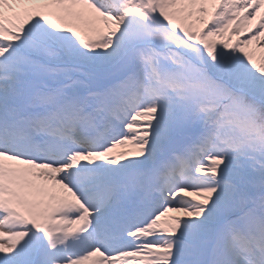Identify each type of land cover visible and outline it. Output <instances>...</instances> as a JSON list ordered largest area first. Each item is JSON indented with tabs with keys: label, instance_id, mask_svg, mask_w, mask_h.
<instances>
[{
	"label": "snow or ice",
	"instance_id": "6c2138e0",
	"mask_svg": "<svg viewBox=\"0 0 264 264\" xmlns=\"http://www.w3.org/2000/svg\"><path fill=\"white\" fill-rule=\"evenodd\" d=\"M0 264H264V0H0Z\"/></svg>",
	"mask_w": 264,
	"mask_h": 264
}]
</instances>
